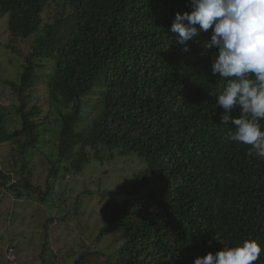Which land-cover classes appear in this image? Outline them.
Masks as SVG:
<instances>
[{
    "label": "trees",
    "instance_id": "1",
    "mask_svg": "<svg viewBox=\"0 0 264 264\" xmlns=\"http://www.w3.org/2000/svg\"><path fill=\"white\" fill-rule=\"evenodd\" d=\"M47 5L54 13L44 21ZM191 10L190 0H0L9 36L0 49L10 48L20 67L9 82L18 102L0 105V162L18 179L6 184L0 168V184L43 204L56 178L76 182L87 164L118 156L141 165L117 188L92 191L94 175L81 184V193L99 196L93 239L119 233L104 264H193L252 239L262 248L255 264H264V159L226 139L231 125L220 124L223 109L210 95L225 85L212 73L217 49L202 46L211 29L186 42L187 52L175 41V14ZM44 137L56 155L40 149Z\"/></svg>",
    "mask_w": 264,
    "mask_h": 264
},
{
    "label": "rangeland",
    "instance_id": "2",
    "mask_svg": "<svg viewBox=\"0 0 264 264\" xmlns=\"http://www.w3.org/2000/svg\"><path fill=\"white\" fill-rule=\"evenodd\" d=\"M54 13V7L51 5L45 6L42 12L44 21L51 20ZM2 19H0V42L7 43L9 36L3 34L5 27ZM6 35V36H5ZM18 49L26 54L28 52V44L22 42L16 43ZM14 53L10 48L2 46L0 49V105L7 103H17L16 92L13 91L10 81L17 80L20 70L19 59L12 57ZM12 57V58H11ZM43 90V92H42ZM35 96L44 97V89L40 88L35 92ZM31 103H34L33 99ZM44 105V104H43ZM46 138L52 134L46 132ZM44 141L39 143L40 149L47 152L48 155H56L54 143H47ZM54 140V137L52 138ZM52 141V140H51ZM33 159L39 152L37 149L29 151ZM0 152V160L3 153ZM136 159L131 157L121 158L115 156L108 162L106 158L105 164L101 165L96 162V165L87 164L85 167L86 174L78 175L79 180L68 183L62 178H56L53 184V189L47 197V202L43 204L38 203V196H22L17 198L10 189L5 185L0 184V264H42L43 259L45 264H73L79 258L82 251H94L99 249L98 254L85 255V259L81 264H104V254L111 253V251L119 246V233L114 231L106 235L103 239L95 241L93 239V232H97L100 221L97 220L96 215L92 212L100 209L97 204L99 196L93 193H81L85 188L81 184L86 176H96L90 186V189L96 190L97 187L117 188L126 182L129 183L131 175L137 171L141 165ZM46 168L48 167V162ZM8 165L0 162V168L4 169L9 181L6 184L10 185L18 176L7 170ZM43 170V166H38ZM106 168L108 179L105 183H100L98 178L106 174H100L101 170ZM97 169H100L98 171ZM99 175V176H98ZM2 176H0V183ZM106 185H108L106 187ZM42 186L44 183L42 182ZM128 185H126V188ZM3 189V190H2ZM57 189V190H56ZM80 196L76 199V195ZM62 196V198H61ZM65 198H67L65 200ZM74 207H77V213H74ZM52 217V222L48 225L47 233L44 230V222ZM45 243V252L43 254L42 248ZM11 251L15 256V261L10 262L6 258L5 251Z\"/></svg>",
    "mask_w": 264,
    "mask_h": 264
},
{
    "label": "clouds",
    "instance_id": "3",
    "mask_svg": "<svg viewBox=\"0 0 264 264\" xmlns=\"http://www.w3.org/2000/svg\"><path fill=\"white\" fill-rule=\"evenodd\" d=\"M191 12L176 13L171 32L176 42L189 51L188 41L211 29L203 48H216L212 73L225 81L215 97L223 109L220 124L231 125L226 139L249 145L248 155L264 159V0H190ZM238 110V115H232ZM215 239V238H214ZM217 240V239H215ZM218 241V240H217ZM221 242V241H219ZM223 243V242H221ZM10 262L11 251H5ZM262 248L258 241L209 252L193 264H255Z\"/></svg>",
    "mask_w": 264,
    "mask_h": 264
}]
</instances>
